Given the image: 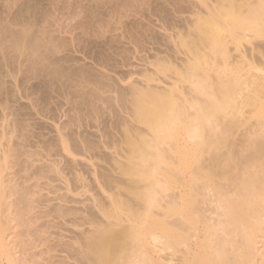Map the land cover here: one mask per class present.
Listing matches in <instances>:
<instances>
[{
    "label": "rangeland",
    "instance_id": "374dc122",
    "mask_svg": "<svg viewBox=\"0 0 264 264\" xmlns=\"http://www.w3.org/2000/svg\"><path fill=\"white\" fill-rule=\"evenodd\" d=\"M214 1L0 0V152L4 151L0 155L7 156L5 170L12 172L14 190L25 186L28 189L22 191H30L29 194H23L21 188L16 191H21L24 201L18 193L14 194L11 185H8L11 191L5 189L11 192L6 203L20 200L9 205L16 210L9 209L15 214L10 216L14 222L9 224L19 223L14 225L17 227L14 234L21 233L17 238L15 235L9 247L13 243L17 246L21 238L19 246H14V251L19 249L20 259L26 252L27 257L32 255L29 259L24 256L26 262H33L34 257L35 264H43L50 258L49 253L54 257L47 264H74V257L82 250L80 247L76 251V241L83 240L87 230L94 228L92 222L102 223L106 219L101 209L110 205L108 196L114 192L127 198L122 187L128 184V178L121 171L128 155L125 140L138 133L147 134L145 127L133 118L132 90L142 86L163 90L169 86L174 70L161 71L156 63L178 67L184 64L188 55L178 46L179 39L185 34L192 36L193 19L205 16L203 13L219 0ZM245 42L237 51L230 44V56L238 60L246 55L250 58H245L246 61L264 67V37H250ZM148 74L152 75L151 79L146 77ZM248 89H241L237 96ZM253 106L242 108L244 116H249L255 109ZM227 122L228 118L222 119L219 127H228ZM246 127L247 123L238 122L228 131L234 145L241 142ZM207 156L203 153L202 159ZM16 183L21 185L16 187ZM210 196H213L211 192ZM17 204L18 210L13 207ZM211 204H205V209L207 215L213 216ZM19 216L15 222L14 218ZM197 233L198 229L190 234ZM74 236L78 237L76 241ZM260 243L264 252V243ZM159 244L152 245L158 247L154 249L156 256L164 248ZM22 247L24 250L20 251ZM34 250V254L41 252L38 259L33 255ZM175 251L173 255L167 249L162 256L169 255L174 259L172 263L179 264L182 250ZM0 259L6 261L2 256Z\"/></svg>",
    "mask_w": 264,
    "mask_h": 264
},
{
    "label": "bare ground",
    "instance_id": "6f19581e",
    "mask_svg": "<svg viewBox=\"0 0 264 264\" xmlns=\"http://www.w3.org/2000/svg\"><path fill=\"white\" fill-rule=\"evenodd\" d=\"M216 2L211 8V4H207L209 9L203 13L205 16L197 14L199 17L193 19L190 25L193 28L192 36L185 34L179 39L180 42L178 40V46L184 48L188 55L184 64L178 67L172 63H156L161 71L165 68L174 70L175 76L169 86L163 90L151 86H137L138 89L136 85L132 86L136 88L131 95L133 118L145 127L147 134L138 133L136 137L125 140L128 155L121 171L128 178V184L122 187L125 192L122 193L127 198L121 197L120 191V195L113 192L108 196L110 205L101 209L106 218L103 222L106 223L92 222L94 228L87 230L88 226L87 233L81 236L83 240L79 239L81 241L74 236L73 240H77L76 251L82 248L80 255L74 257V264H174V259L169 255L162 256V252H167V249L171 253L174 250L177 252L181 245L184 247H180L179 264H264V252L258 245L264 243V89L260 90L264 87V67L246 61L245 58L250 59L246 55H240L239 61L230 56V44L237 51L250 37H264V0ZM248 51L253 55L251 50ZM241 89H248V92L237 96ZM249 104L254 105L255 109L249 116H244L242 108ZM224 118H228V127L223 129L219 124ZM252 119L255 121L251 122ZM238 122L247 123L248 128L244 133L241 131L242 140L234 145L228 131ZM256 133L258 135L253 138ZM205 152L208 156L203 160L202 154ZM1 157L0 256L6 261L0 259V264H23L21 259L27 255L26 252L20 259L19 249L14 251L15 243L9 247L15 235H18L16 238L21 235L14 234L15 226H19V223L15 226L9 224L14 222L10 216H15L9 211V205H14L19 199H14V203L13 200L5 201L11 196L8 185L12 186L14 178L10 176L12 172L5 170L7 156ZM13 186L14 194L17 196L18 193L22 199L24 196L20 192L23 186L17 193L20 188L14 190ZM23 189L28 187L24 186ZM14 194L12 192V196ZM75 195L78 196V193ZM21 203H18V208ZM18 204L13 207L16 209ZM205 204L213 206V216L207 215ZM10 210L14 211L12 207ZM18 218L21 216L15 217V222ZM197 229L196 235L190 234ZM157 242L164 247L160 246L163 248L160 256V252L157 256L154 253L158 247L152 246ZM24 243L22 246H26ZM20 249L22 251L23 247ZM54 250L56 252V248ZM54 250L47 252L53 253ZM35 251L33 255L37 258L38 252L34 254ZM51 255L48 253V261L54 257ZM32 260L25 262L35 264L36 259L33 257Z\"/></svg>",
    "mask_w": 264,
    "mask_h": 264
}]
</instances>
